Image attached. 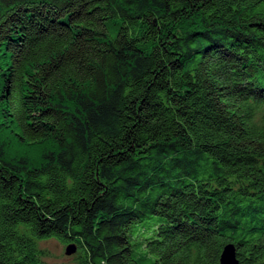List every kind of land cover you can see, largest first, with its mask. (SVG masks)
Returning <instances> with one entry per match:
<instances>
[{
  "label": "trees",
  "instance_id": "trees-1",
  "mask_svg": "<svg viewBox=\"0 0 264 264\" xmlns=\"http://www.w3.org/2000/svg\"><path fill=\"white\" fill-rule=\"evenodd\" d=\"M264 264V0H0V264Z\"/></svg>",
  "mask_w": 264,
  "mask_h": 264
},
{
  "label": "rangeland",
  "instance_id": "rangeland-1",
  "mask_svg": "<svg viewBox=\"0 0 264 264\" xmlns=\"http://www.w3.org/2000/svg\"><path fill=\"white\" fill-rule=\"evenodd\" d=\"M68 243L57 238H46L38 241V247L43 251L42 261L44 264H78L79 251L67 255L65 249Z\"/></svg>",
  "mask_w": 264,
  "mask_h": 264
},
{
  "label": "water",
  "instance_id": "water-1",
  "mask_svg": "<svg viewBox=\"0 0 264 264\" xmlns=\"http://www.w3.org/2000/svg\"><path fill=\"white\" fill-rule=\"evenodd\" d=\"M76 251L74 243H70L66 246L65 253L67 255L73 254ZM220 264H238V260L235 256V249L233 244L228 243L223 246L219 258Z\"/></svg>",
  "mask_w": 264,
  "mask_h": 264
}]
</instances>
